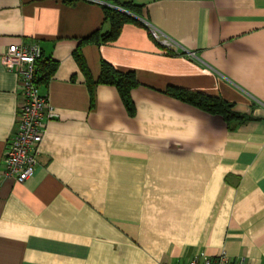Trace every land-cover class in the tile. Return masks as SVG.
Returning a JSON list of instances; mask_svg holds the SVG:
<instances>
[{
  "label": "crops",
  "instance_id": "1",
  "mask_svg": "<svg viewBox=\"0 0 264 264\" xmlns=\"http://www.w3.org/2000/svg\"><path fill=\"white\" fill-rule=\"evenodd\" d=\"M131 1L145 26L81 46L110 28L103 0H0V174L25 101L7 48L38 44L58 64L40 87L56 117L34 176L0 179V264H175L201 252L264 264V0ZM79 47L95 79L103 60L136 73L134 116L114 86L92 103ZM171 86L246 118L227 124Z\"/></svg>",
  "mask_w": 264,
  "mask_h": 264
},
{
  "label": "built area",
  "instance_id": "2",
  "mask_svg": "<svg viewBox=\"0 0 264 264\" xmlns=\"http://www.w3.org/2000/svg\"><path fill=\"white\" fill-rule=\"evenodd\" d=\"M152 38L169 52H177V44L168 36L146 23ZM43 52L38 44L16 45L7 48L2 58L6 70L19 78V88L24 103L19 108L17 123L8 142L4 167L0 179H12L23 184L32 178L38 166L39 146L42 143L47 123L56 117L53 106L36 82L37 62ZM175 264H251L246 259L232 260L226 252L214 258L205 252L187 263Z\"/></svg>",
  "mask_w": 264,
  "mask_h": 264
},
{
  "label": "trees",
  "instance_id": "3",
  "mask_svg": "<svg viewBox=\"0 0 264 264\" xmlns=\"http://www.w3.org/2000/svg\"><path fill=\"white\" fill-rule=\"evenodd\" d=\"M105 5L104 23L109 24L108 31L103 32L102 29L95 31L81 42V46L85 43H93L101 45L103 43H113L118 40L123 27L126 24L134 23L143 25L136 16H142V7L136 5L131 0H103ZM75 59L87 78L91 100L94 102L95 90L99 85L114 86L117 88L121 100L130 116L136 113L135 103L132 98V91L141 83L137 75L133 71L123 72L115 68L107 61H101L100 74L95 79L87 65L85 57L82 53V48L79 47L75 52ZM57 62L46 60L43 55L37 62L36 82L41 87L47 85L51 77L57 70ZM166 93L172 97L180 99L188 104H191L199 109L210 113L220 115L224 118L227 124L235 121H244L245 116L240 115L234 110L235 105L220 97L207 95L200 92H193L184 88L171 86L166 90Z\"/></svg>",
  "mask_w": 264,
  "mask_h": 264
}]
</instances>
